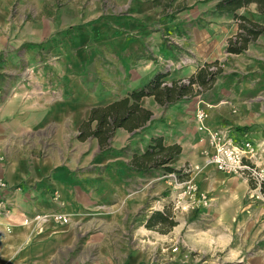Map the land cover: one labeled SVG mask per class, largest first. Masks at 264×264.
<instances>
[{
    "label": "rangeland",
    "instance_id": "374dc122",
    "mask_svg": "<svg viewBox=\"0 0 264 264\" xmlns=\"http://www.w3.org/2000/svg\"><path fill=\"white\" fill-rule=\"evenodd\" d=\"M147 1L0 0V105L16 99L18 90H46L47 98L56 102L62 88L77 87L86 89L88 105L100 106L132 89V68L148 67L149 80L160 75L169 84L185 80L205 61L217 62L211 71L219 72L210 89L195 88V96L158 110L154 126L132 135L135 148L104 154L105 167L111 170L118 157L144 150L152 137L150 129L154 133L157 126L168 123L165 113L169 109L179 105L176 109H183L194 121L203 103L214 107L223 100L236 105L238 110L229 114L236 120L243 114L241 109L250 106L246 114L254 116V122L244 129L257 139V165L264 170V40L242 54H227V39L236 34L237 25L233 19L211 13L212 1L160 0L156 8ZM135 9L142 10L145 24L159 32L154 37L159 38L164 53L159 58L158 47L145 48L148 62L139 65L133 62L141 56H126L127 47L114 42L109 33L102 42V32L96 31L101 23L118 29L139 23ZM241 15L264 24V16L254 6L241 10ZM78 81L81 85L74 84ZM92 145L89 140L84 146L91 156L86 166L88 198L95 195L94 177L103 176L98 168L101 154ZM48 146L57 148L48 141L38 155ZM202 168L207 167L185 165L177 169L179 176L122 174L128 191H112L107 186L101 199L73 209L66 240L52 264H264L261 183L243 177L233 183L223 177L211 186L217 173L212 171L203 180L197 176ZM242 181L246 183L243 188ZM189 182L196 187L194 193L185 192L184 184ZM154 212L166 213L167 224L147 229Z\"/></svg>",
    "mask_w": 264,
    "mask_h": 264
},
{
    "label": "crops",
    "instance_id": "0c3cea01",
    "mask_svg": "<svg viewBox=\"0 0 264 264\" xmlns=\"http://www.w3.org/2000/svg\"><path fill=\"white\" fill-rule=\"evenodd\" d=\"M210 1L213 2L211 13L218 18L226 16L228 20L232 19L229 14L216 11V4L220 0ZM147 2L155 8L159 7L153 0ZM250 6L256 8L255 4L248 7ZM245 8L237 10L236 13L241 15V10ZM134 13L141 18L140 22L144 23H136L127 29L112 28L111 25L101 23L96 27L98 34L102 32L99 35L100 40L107 41L109 33L114 42L128 48L126 56H141L133 62L138 65L148 62L145 57V48L158 47L157 54L161 58L164 53L160 49L159 38L154 37L159 32L145 24V14L142 10L135 9ZM156 15L158 16V13ZM260 16L263 17L261 14ZM257 22L262 23L259 20ZM263 40L264 34L255 42ZM131 61L127 60L129 63H132ZM147 68L139 66L135 69L132 68L133 82L130 85L132 89L126 91L122 97L100 104V106L111 104L125 97L129 92L144 86L148 81L140 85L138 80L150 79V71ZM194 72L191 71L185 78ZM77 83L81 85L79 81L74 84ZM46 94H48L46 90L36 92L32 89L18 90V96H14L16 99L12 98L0 105V149L3 157V160H0V180L8 186L7 189H0V199L5 198L11 209L10 220L0 219V264H52L59 247L62 248L63 242L66 240L68 226L55 227L52 224H47L39 231L34 223L24 226L22 224L24 218L53 213L69 216L73 209L81 210L88 203L96 202L97 198L101 199L104 191H107L105 190L107 186L112 191L123 192L126 188L122 174L134 176L136 173L128 166L134 151H129V153L118 157L119 162L112 165L111 170L105 167L103 156L111 150L120 151L127 146H130L131 149L135 148L132 135L151 124L154 126L158 110L161 112L164 108L156 104L152 97L143 98L141 106L153 114L151 120L142 129L132 133H128L125 129H117L110 141L109 148L105 151L99 150V144L95 139H88V141L91 140L94 150L101 154V157H98L102 158L98 168L103 175L94 177L95 195L92 194V198H88L86 166L88 161H91V156L87 155L84 147L88 141L80 142L77 136L80 125L89 116L90 109L99 107L95 106L98 103L89 102L90 105H88L89 95L84 88L76 87L72 90L62 88L59 91V101L56 102H53L52 99L49 100ZM96 100V97L92 98V101L96 102ZM222 101L214 104L209 113L207 126L209 128H227L237 142L249 139L256 147L257 139L253 137L250 130L244 129L254 122V116L246 114L250 106L241 109L243 114L236 120L229 116L231 112L235 113L238 110L236 105L234 103L226 104L224 101L221 103ZM176 107L180 108L179 105ZM176 107L165 113L167 124L157 126L154 133L150 129L151 138L161 137L166 146L178 144L182 147L181 154L171 164L175 170L185 165L202 167L205 164H203L202 156L200 157V152L206 149V137L196 131L192 117L184 115V110H178ZM174 110L175 117L173 118ZM46 138L57 148L55 150L48 146L40 156L38 153L41 146L48 143ZM70 145L73 146L72 149ZM144 150L136 152L142 153ZM256 150H258L257 147ZM255 162L257 163V159ZM212 171L217 174L215 179L210 178L211 186H215L214 181H219L223 177L233 183L240 178L219 173L210 167L202 168L197 176L208 180ZM108 175L110 176L109 180L105 179ZM241 184L242 188L246 186L245 181H242ZM126 191L128 190L126 189Z\"/></svg>",
    "mask_w": 264,
    "mask_h": 264
},
{
    "label": "trees",
    "instance_id": "16d2710c",
    "mask_svg": "<svg viewBox=\"0 0 264 264\" xmlns=\"http://www.w3.org/2000/svg\"><path fill=\"white\" fill-rule=\"evenodd\" d=\"M153 1L157 5L160 4V0ZM251 4H255L257 12L264 16V0H220L216 4V11L229 14L237 25L236 34L227 39L225 48L227 54L244 53L264 34L263 23L236 13L237 10ZM216 66L217 62L205 63L185 80L173 81L169 84L163 82L162 76L157 75L125 97L106 106L91 108L87 120L80 125L77 139L80 142L95 139L100 151L107 150L117 129H125L128 133H132L142 129L151 120L153 114L141 106L143 98L152 97L156 104L165 107L193 97L197 94L195 88L202 91L211 88L219 72V69L213 72L211 68ZM181 148L178 144L166 146L161 137L151 138L142 153H133L128 166L142 175L159 172L179 176L180 171L175 170L171 164L181 154ZM261 191L264 194V182L261 183ZM167 220L166 213L154 212L145 226L147 229H154L155 225L167 224Z\"/></svg>",
    "mask_w": 264,
    "mask_h": 264
},
{
    "label": "built area",
    "instance_id": "2783aa9c",
    "mask_svg": "<svg viewBox=\"0 0 264 264\" xmlns=\"http://www.w3.org/2000/svg\"><path fill=\"white\" fill-rule=\"evenodd\" d=\"M223 103V101L221 102ZM225 103V102H224ZM213 105L203 103L197 108L194 116L196 131L204 134L206 137V149L202 150L201 156L205 167L213 168L215 171L236 177L249 178L256 182L264 181V170L259 169L260 166L255 162L257 151L253 141L244 139L237 142L232 133L227 128L215 127L209 128L207 121ZM0 160H3L0 149ZM174 177V175H170ZM185 192L194 193L196 187L193 183H185ZM8 186L4 181L0 180V189H7ZM182 196V195H181ZM180 196V197H181ZM180 197H178L180 199ZM195 199V197H194ZM193 203V202H192ZM190 203V206H192ZM180 202L177 201V205ZM10 204L5 199H0V219L10 220L11 209ZM70 218L62 213L34 215L31 218H24L22 224L28 225L34 223L38 230L47 224H52L55 227H63L68 225ZM8 231V228H6Z\"/></svg>",
    "mask_w": 264,
    "mask_h": 264
}]
</instances>
